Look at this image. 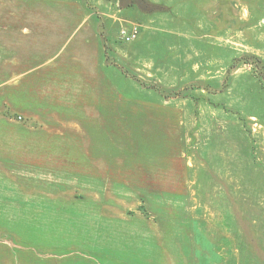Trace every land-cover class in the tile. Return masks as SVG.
Listing matches in <instances>:
<instances>
[{
  "label": "rangeland",
  "instance_id": "374dc122",
  "mask_svg": "<svg viewBox=\"0 0 264 264\" xmlns=\"http://www.w3.org/2000/svg\"><path fill=\"white\" fill-rule=\"evenodd\" d=\"M143 1L0 0V165L54 177L62 158L88 165L90 133L106 132L113 171L140 173L121 200L128 246L179 228L188 264H264V0ZM138 153L150 161L137 169ZM0 170V264H117L69 224L80 207L57 203L81 201V189L33 197L63 190L14 189ZM14 207L63 217L28 227L35 216Z\"/></svg>",
  "mask_w": 264,
  "mask_h": 264
},
{
  "label": "crops",
  "instance_id": "0c3cea01",
  "mask_svg": "<svg viewBox=\"0 0 264 264\" xmlns=\"http://www.w3.org/2000/svg\"><path fill=\"white\" fill-rule=\"evenodd\" d=\"M104 102V104H107V99L105 97H101ZM105 110L104 117L106 116L107 108H103ZM69 112V111H68ZM70 113V112H69ZM98 119H102V117H98ZM97 120V119H96ZM91 134V141L89 144L88 149V159L87 164H84V161L78 157L77 159H72L70 157L69 159L62 158L64 161L63 164H60V166H57V168H63L62 170H59L57 172H53L54 177L50 176L47 172H38L34 171L29 166L25 167H19L15 164L6 163L0 165L4 169H6L8 176L11 178V182L14 184V189L16 186L18 187L21 185V182H26L30 185H43L45 188L50 189L52 187L61 188L63 191H45L42 193L32 192L30 195L33 197H40L42 199H45L42 194H46L47 196L56 198L55 200L59 199H67L68 196L71 195L70 192H66L68 189L72 188L73 186L78 187L82 190V194H79L83 197H81V201L75 202L74 201H61L57 202L62 207H68L70 204L77 205L78 209L74 208V215L78 216L79 219L75 220L72 219V221L69 223L74 227V231H78L80 236H82V232H88L89 235H87L85 240H87L89 243H92L95 241V245H100L99 242L102 244L100 246L102 247H111V251L115 254L113 258L115 259V263L120 264H188V255H185L182 253L184 249L188 251V240H177L180 237V231L179 228H177L175 231L169 230L167 238L164 236L159 235V237L155 238L156 235H151V237L148 235L146 238V235H142L143 238L138 239H132L131 244L132 246H128L130 244L129 239V219L125 218V207H123V203L121 200L126 199L130 194L132 195V192H130V188L128 187V184L130 183H138L137 177L140 178L139 175H133L130 179H127L128 176L125 175V172L120 171H113V164H112V148L107 143H102L103 141H107L106 132L100 134L97 132ZM66 150V148L61 147L59 151ZM161 151H158L159 157L156 158L157 161H159V165H163L164 155L161 157L160 155ZM99 156V158H98ZM136 162L137 165L135 168L142 166V164L146 165L148 163V157L146 154L141 155V153H138L136 156ZM135 160V159H134ZM59 161V160H58ZM152 161H154L152 159ZM67 162V163H65ZM146 163V164H145ZM154 163V162H153ZM154 165H152L153 168ZM52 168V167H48ZM65 168H73L71 171V175H74L72 177H66L65 174H67L66 171H64ZM84 168H88V171H84ZM144 168V167H143ZM138 169V168H137ZM64 171V172H63ZM0 174L6 178V173L2 172L0 170ZM83 174H88V177H83ZM0 175V176H1ZM7 176V178H9ZM2 177H0L1 180ZM172 178V177H170ZM19 181H18V180ZM50 179H53L52 184L50 183ZM1 181L7 182L6 180L2 179ZM177 182V181H175ZM6 184V183H5ZM12 184V185H13ZM1 186V185H0ZM19 188V187H18ZM55 189V188H52ZM1 191V190H0ZM145 193V192H143ZM20 194V193H19ZM54 194V195H53ZM18 195V194H17ZM23 196V195H22ZM67 196V197H65ZM155 195L154 197H156ZM63 197V198H60ZM65 197V198H64ZM26 198V197H25ZM25 198H19V199H25ZM158 198L161 199H167L164 196L158 195ZM172 199H177L178 196L172 195ZM8 199V198H6ZM18 199V197H16ZM129 199V198H128ZM10 200V199H9ZM16 207V206H15ZM13 208L11 211V215L17 216L18 214L23 215L24 217H31L35 216L33 218L24 219V224L30 226L29 224L32 222V220H36V217L44 218L42 220V223H46L50 220H53L51 217L53 216H59L63 217L57 213H54L51 208L48 211L46 210L44 213L43 211L40 212L42 208H22L19 213H17L16 207ZM177 210V209H176ZM59 212V210H58ZM179 212V211H178ZM79 215H84L88 217H80ZM154 215L157 216V224H161L162 220L165 224L167 222L164 218L161 219L160 215L156 213L154 210ZM171 215V214H170ZM176 213L172 217V221L175 223L177 222L176 219ZM11 217V216H10ZM47 217V218H46ZM87 220L88 225H84L85 227H80L82 225V220ZM81 221V223L79 222ZM139 223H141L139 221ZM173 223V224H174ZM16 224V221H15ZM170 225V224H169ZM80 227L78 229L77 227ZM163 226V225H162ZM173 226V225H172ZM143 230V229H142ZM181 230V229H180ZM15 229L11 228L8 230L12 235L9 236V238L14 241L13 239L16 238ZM27 231V230H26ZM145 231V230H143ZM159 231H163L160 229ZM89 236H92L88 238ZM154 236V238H153ZM171 236V238H170ZM175 237L174 239H172ZM122 238L127 239L122 241ZM170 238V239H169ZM106 242V243H105ZM93 243L89 244V246H95ZM192 246V244H189ZM186 251V254L188 252ZM106 254V253H105ZM72 255V254H70ZM98 255H102V253H98ZM14 258V257H13ZM119 260V261H117ZM13 263L15 261L13 260Z\"/></svg>",
  "mask_w": 264,
  "mask_h": 264
},
{
  "label": "built area",
  "instance_id": "2783aa9c",
  "mask_svg": "<svg viewBox=\"0 0 264 264\" xmlns=\"http://www.w3.org/2000/svg\"><path fill=\"white\" fill-rule=\"evenodd\" d=\"M120 38L123 42L129 43L136 39L137 29L133 28L131 31L126 30L125 28L120 29Z\"/></svg>",
  "mask_w": 264,
  "mask_h": 264
},
{
  "label": "water",
  "instance_id": "95a60500",
  "mask_svg": "<svg viewBox=\"0 0 264 264\" xmlns=\"http://www.w3.org/2000/svg\"><path fill=\"white\" fill-rule=\"evenodd\" d=\"M129 5H136L142 8L145 5V2L143 0H118V6L120 8H125Z\"/></svg>",
  "mask_w": 264,
  "mask_h": 264
}]
</instances>
